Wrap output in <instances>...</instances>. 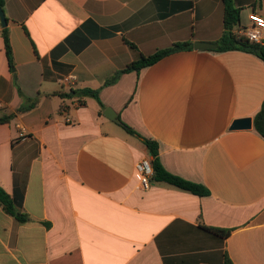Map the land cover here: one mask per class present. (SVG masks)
<instances>
[{"label": "crops", "instance_id": "crops-1", "mask_svg": "<svg viewBox=\"0 0 264 264\" xmlns=\"http://www.w3.org/2000/svg\"><path fill=\"white\" fill-rule=\"evenodd\" d=\"M233 1L243 25L264 16V0ZM4 12L14 68L0 21V119L11 117L0 122V187L29 219L0 205V264H219L222 251L232 264H264V138L254 129L264 62L194 47L222 37V0H4ZM183 43L191 47L104 85L142 55ZM64 76L76 83L63 86ZM85 88L105 109L60 96ZM242 118L251 129L231 130ZM142 139L158 144L168 172L209 195L165 183L142 190Z\"/></svg>", "mask_w": 264, "mask_h": 264}, {"label": "trees", "instance_id": "trees-1", "mask_svg": "<svg viewBox=\"0 0 264 264\" xmlns=\"http://www.w3.org/2000/svg\"><path fill=\"white\" fill-rule=\"evenodd\" d=\"M224 4V32L222 37L216 42L217 52H228V51H244L246 53L252 54L260 58L264 62V48L255 44H252L248 41L247 38L239 34L240 29V9L236 8L233 0H222ZM0 6L4 9V0H0ZM2 36L5 44L6 56L9 61V65L14 68L13 65V54L12 47L9 38V29L8 26L3 27ZM133 48H136L135 45L131 44ZM191 47L189 43L175 44L173 47L167 50L159 51L151 56L142 55L138 61H135L128 65L124 70L115 73L113 76L108 78L105 81V86L113 85L121 77V75L130 73V72H139L151 65H154L163 57L184 49ZM62 98H67L70 100H75L82 102L86 98H93L98 101L101 106V109H105V106L102 104L99 96L98 90H93L90 88L85 89H70L68 93H61ZM27 103V102H26ZM24 104L19 111L26 112L32 109L36 102H31L30 104ZM11 117H6L0 119V122H7ZM124 129L131 135H136V132L128 127L127 125H122ZM254 129L255 131L264 138V103L254 118ZM146 148L150 154V160L152 162L154 174L151 179L153 183H165L167 185L173 186L180 190L190 192L194 195L203 197L208 196V190L199 184L187 181L183 178L175 176L168 172L158 160L159 147L158 144L150 139H142ZM0 205L3 207L4 211L14 216L20 223H26L28 221V215L19 213L14 205L13 199L0 187ZM205 231L212 233L221 239H226L231 235L230 230L215 229V228H203ZM220 262L219 264H232L228 254L226 252L220 253Z\"/></svg>", "mask_w": 264, "mask_h": 264}, {"label": "built area", "instance_id": "built-area-1", "mask_svg": "<svg viewBox=\"0 0 264 264\" xmlns=\"http://www.w3.org/2000/svg\"><path fill=\"white\" fill-rule=\"evenodd\" d=\"M239 34L248 39L252 44L264 48V16L256 12H252L248 16V24L240 25ZM60 84L63 86H73L76 83L74 76H64L59 79ZM61 113H66V108L61 109ZM67 121H70L67 119ZM24 133V129H22ZM23 135V134H22ZM136 170L141 176L140 184L141 189L146 191L152 186L151 179L154 174L152 162L149 158H144L136 164Z\"/></svg>", "mask_w": 264, "mask_h": 264}, {"label": "water", "instance_id": "water-1", "mask_svg": "<svg viewBox=\"0 0 264 264\" xmlns=\"http://www.w3.org/2000/svg\"><path fill=\"white\" fill-rule=\"evenodd\" d=\"M0 21L3 27L7 26V18L4 12V9L0 6ZM195 49L197 50H216V44H206V43H196L194 45ZM104 116L108 119L120 123V119L117 117V114L111 109L107 108L104 111ZM252 127V119L251 118H242L236 120L232 126L231 130H248Z\"/></svg>", "mask_w": 264, "mask_h": 264}]
</instances>
